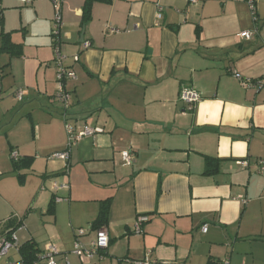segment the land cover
Instances as JSON below:
<instances>
[{
    "label": "crops",
    "instance_id": "0c3cea01",
    "mask_svg": "<svg viewBox=\"0 0 264 264\" xmlns=\"http://www.w3.org/2000/svg\"><path fill=\"white\" fill-rule=\"evenodd\" d=\"M256 1L258 31L245 41L240 34L256 27L246 0L96 2L86 25V0H63L61 51L76 74L66 107L56 98L54 6L0 0V51L3 34L18 48L0 55V93L6 87L14 103L9 109L2 97L0 111L7 117L23 105L0 150V179L18 174L7 189L0 183V244L12 234L18 246L0 264H22L19 248L29 241L38 257L56 247L58 264H143L147 256L264 264V88L245 89L234 76L264 79V0ZM185 88L200 95L192 109L180 99ZM67 122L102 130L75 146L68 164L51 158L66 150ZM13 152L30 160L19 171L9 167ZM206 158L217 160L214 173L206 174ZM108 199L109 247L83 261L77 232H86V246L95 240ZM140 216L149 221L136 234Z\"/></svg>",
    "mask_w": 264,
    "mask_h": 264
},
{
    "label": "built area",
    "instance_id": "2783aa9c",
    "mask_svg": "<svg viewBox=\"0 0 264 264\" xmlns=\"http://www.w3.org/2000/svg\"><path fill=\"white\" fill-rule=\"evenodd\" d=\"M54 4L55 9V18H54V28L52 31V40H53V48L55 54V65H56V80L58 84V90L56 94V98L59 99L66 107L69 106L70 102V94L66 90V83L70 80L76 79V74L74 70L68 68L64 64V56L61 51V29H62V3L63 0H51ZM19 2L23 4H28L30 0H19ZM247 4L250 7L251 12L253 13L254 23L257 24V3L256 0H246ZM191 4H198L199 0H190ZM161 10V7L158 6ZM257 27L254 31L243 32L240 34L239 38L241 40L250 41L257 32ZM78 60V58H76ZM234 76L239 80L243 88L250 89L257 87L259 90L264 88V79L260 80H251L244 79L239 74L234 73ZM17 98L19 100L23 99V92H19ZM180 99L186 103L191 109L200 101V95L194 91L193 89L185 88L181 91ZM66 132H67V147L65 151L57 152L51 156L52 159L60 160L68 164L71 158L72 149L77 146L84 138L95 137L97 134L102 133L101 129L97 128H85L81 131H78L72 124L66 123ZM11 158L15 161L19 160V156L16 152L11 154ZM123 161L131 165L134 162L133 152L125 151L122 153ZM244 166H248V162H240ZM258 173L264 177V159L259 160L258 162ZM55 191L63 190L69 191V184H54ZM147 216H140L137 219V223L134 228V232L136 234H140L142 232V227L144 224L148 222ZM204 232H207V228H204ZM86 232L84 230H79L76 236V242L74 246V253L78 255L83 261H90L95 257L101 256V254L108 249L110 244V239L107 231L105 229H101L96 233V238L93 242L90 243L89 246L83 244L82 239L85 237ZM18 247L15 244L14 238L4 239L0 244V256L7 255L10 249ZM58 254V250L54 246H50L47 252L39 255L38 261L35 264H58L55 261V256ZM143 264H181L178 262H157L151 260L148 256L142 262ZM225 264H229L225 262Z\"/></svg>",
    "mask_w": 264,
    "mask_h": 264
},
{
    "label": "trees",
    "instance_id": "16d2710c",
    "mask_svg": "<svg viewBox=\"0 0 264 264\" xmlns=\"http://www.w3.org/2000/svg\"><path fill=\"white\" fill-rule=\"evenodd\" d=\"M112 1L113 0H86L84 11H83L84 12L83 13V25H86L91 21L92 7L94 3L96 2L111 3ZM259 21H260V18L258 17V22L256 24L257 29L259 26ZM0 24H2V17L0 20ZM197 36L198 38L200 37V28L197 29ZM2 37H3V47L0 51V54L1 53L14 54V52H17L18 48L11 42L10 34H3ZM213 161H217V160H214L212 158H206V162H207L206 174H211L216 171V168L215 169L212 168ZM26 162L29 163L30 160L23 159V160L14 162L15 171H19L20 169H22V167L26 164ZM54 201H55V198L52 199L51 204L49 205V209H48V213L51 215H54V206H53ZM110 205H111V199H108L102 202L100 213L97 219L95 220V222L93 223V226H92L93 229L100 230L108 225ZM11 235L12 234H10L9 239L11 238ZM19 252L22 257V264H35L38 261V254L40 253V251L33 241H29L25 243L23 246H21L19 248Z\"/></svg>",
    "mask_w": 264,
    "mask_h": 264
},
{
    "label": "rangeland",
    "instance_id": "374dc122",
    "mask_svg": "<svg viewBox=\"0 0 264 264\" xmlns=\"http://www.w3.org/2000/svg\"><path fill=\"white\" fill-rule=\"evenodd\" d=\"M49 2H51V4L54 6V4L52 3L51 0H49ZM4 54H7V53H4ZM0 55H2V54H0ZM2 63H3V61L0 62V65ZM6 93H8V89L5 87L4 92L3 93L2 92L0 93V102H1V100H3L2 97H4L5 99H6V97H7V99H10V100H8V101H6L4 103V106H8L9 109H10V108H12V106L14 105V103L11 100V94L8 95V96H6V97L3 96V95H6ZM22 107H23V105H18V107H16L17 109H15L13 112H11L9 115H7V117L4 116V115H2L1 114V111H0V150L3 147L5 149L6 146L8 145L7 130L12 125V123H16L17 124L20 121L19 114L16 111L20 110V108H22ZM0 159H1V157H0ZM2 159H3V157H2ZM11 160H12L11 157H10V159L8 158L10 169L14 168V163ZM12 173H14V170H13V172H9V171L4 172L3 173L4 176L0 179V183H1L2 180H4L3 187L6 188V189L9 187L11 180H13L9 176H11V175H14V176L16 175L17 176L18 175L17 173H14V174H12ZM24 197H26V196H24ZM17 203H18V201H17ZM47 216L48 215L45 216L44 221L45 222L46 221H51V220H49L50 217L49 216L47 217ZM38 223H39V226L42 227L40 221Z\"/></svg>",
    "mask_w": 264,
    "mask_h": 264
}]
</instances>
